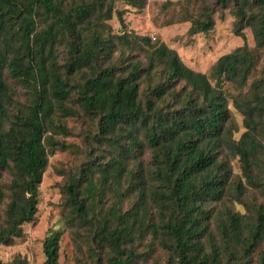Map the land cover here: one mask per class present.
<instances>
[{
    "label": "trees",
    "instance_id": "16d2710c",
    "mask_svg": "<svg viewBox=\"0 0 264 264\" xmlns=\"http://www.w3.org/2000/svg\"><path fill=\"white\" fill-rule=\"evenodd\" d=\"M146 1L0 0V247L35 223L62 154L63 230L42 264H59L64 232L74 264H264V0L162 3L189 35L232 17L243 44L207 73L112 32L119 3Z\"/></svg>",
    "mask_w": 264,
    "mask_h": 264
},
{
    "label": "rangeland",
    "instance_id": "374dc122",
    "mask_svg": "<svg viewBox=\"0 0 264 264\" xmlns=\"http://www.w3.org/2000/svg\"><path fill=\"white\" fill-rule=\"evenodd\" d=\"M167 1L175 3L177 0H147L141 9L119 3L117 12H121L124 24H120L117 13L107 24L112 32H118L123 26L137 34L147 35L164 42L169 48L177 51L186 66L201 73H207L219 57L243 44V40L233 34V19L227 12L222 19L217 14L215 15L214 31L208 35H189L187 33L188 23L166 25L173 13V8L162 10V3ZM245 37L247 44L252 45V36L248 30L245 31ZM236 116L241 125L242 118L237 114ZM63 159L65 156L62 154H55L50 158V166L43 174L39 186L37 219L35 223L24 226L23 235L15 239L12 245L0 247L1 261L8 262L20 255L26 259L27 264L43 263L42 242L44 238L53 230H63L60 194L57 187L61 178L54 173L52 168V165ZM71 252L68 234L64 232L59 264H74Z\"/></svg>",
    "mask_w": 264,
    "mask_h": 264
}]
</instances>
